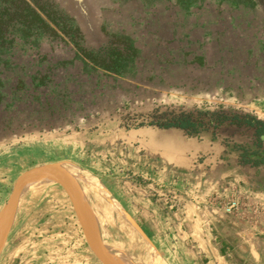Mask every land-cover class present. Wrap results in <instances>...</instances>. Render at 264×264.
I'll return each instance as SVG.
<instances>
[{
  "label": "rangeland",
  "instance_id": "374dc122",
  "mask_svg": "<svg viewBox=\"0 0 264 264\" xmlns=\"http://www.w3.org/2000/svg\"><path fill=\"white\" fill-rule=\"evenodd\" d=\"M32 1L52 6L73 33L18 52L24 82L35 69L49 76L45 85L22 84L13 103L7 97L0 101V209L24 171L71 165L106 191L111 223L65 171L89 242L111 264H248L243 259L250 249L259 251V264H264V244L257 242L264 240V204L243 191L256 185L236 180L223 185L227 195L209 194L192 173L193 167L206 171V163L193 157L192 170L185 171L171 155L147 149L132 129L157 111L171 109H222L264 120V2L232 7L205 0L183 9L176 0ZM119 40L135 49L122 73L83 68L74 58L79 49ZM228 154L225 158L234 162L235 153ZM153 157L161 163L153 165ZM163 161L179 163L170 166L166 183ZM157 172L161 175L151 186L148 177ZM130 178L127 195L154 193L151 235L126 209L122 202L127 199L113 193ZM231 201L235 205L225 210ZM179 214L184 219L175 221ZM129 226L138 235L133 244L127 239ZM0 240V264H102L52 178L21 188ZM221 245L223 258L216 252Z\"/></svg>",
  "mask_w": 264,
  "mask_h": 264
},
{
  "label": "trees",
  "instance_id": "16d2710c",
  "mask_svg": "<svg viewBox=\"0 0 264 264\" xmlns=\"http://www.w3.org/2000/svg\"><path fill=\"white\" fill-rule=\"evenodd\" d=\"M176 1L181 8L188 9L205 0ZM218 1L226 2L232 7H252L257 2ZM51 7L32 0H0V101L7 97L9 104L13 103L14 99L19 97V88L24 86L22 84H26L28 88L33 81H37L34 87L48 82L49 75L40 74L38 69L28 75V83L24 82L18 75L20 61H17V58L19 51L36 49L43 39L63 41L64 35L72 36L71 24L67 26ZM119 37L126 41L128 39L124 35ZM123 40L98 46L95 50L79 49L74 53V58L80 60L83 68H100L112 73H122L130 66L131 55L135 51L131 44L125 45L126 41L124 43ZM147 120H140L132 128L138 132V137L146 145L181 151L201 160L213 156L218 160H227L230 157L225 156L234 152L235 164L264 168V120L254 115L222 109H171L157 111ZM152 198L155 199L154 193ZM222 247L221 245L219 250L221 255Z\"/></svg>",
  "mask_w": 264,
  "mask_h": 264
},
{
  "label": "crops",
  "instance_id": "0c3cea01",
  "mask_svg": "<svg viewBox=\"0 0 264 264\" xmlns=\"http://www.w3.org/2000/svg\"><path fill=\"white\" fill-rule=\"evenodd\" d=\"M142 143L147 149L155 150L156 152H161L164 154L167 153L168 155H171V157L174 160H178V162H182V165L180 166H182L183 170L185 171L192 170L191 168V164L193 165L192 155L185 154L181 151L152 147V146L144 144V142ZM152 160H153L152 161L153 165L155 164V162L161 163L160 161L161 159H156V161L154 162V157H153ZM176 162L177 161L169 163L170 164L169 165L166 162L164 163L163 161V163L165 164V168L163 166L162 173L164 172L163 174L165 175V179H164L165 183L170 180L168 177L170 176V171L172 169L170 166L179 164L178 162L177 163ZM201 163H206L208 165L207 170L205 171L203 167H198V168L193 167L194 170L192 173L195 176H199V182L197 183V185L202 186V187L206 186L208 189L210 188L209 189L210 191H208L209 194L219 193L221 195H227L229 193V188L223 185L227 182L228 183L231 182V184H234V182L238 180L242 182L243 184L256 185V187L253 188V190L249 191V193L245 191L244 189L243 191L246 192L247 195L251 196V198H257L258 202H260L261 204H264V168L263 167L259 166L258 168H255V167H251L248 165L240 166V165L235 164V162H232V160H228V159L218 160L214 156L211 157L210 159H205V160L202 159ZM160 175L161 174L157 172L156 175L152 177L151 176L148 177L151 180L149 184L152 186L153 182L157 183L158 180L155 177H158ZM128 180L132 181L133 179L130 178V179L121 181V186L119 187L117 186V189H115L113 193L115 194L117 198H120V200L127 199L125 202H122L125 205L126 209L132 213V216L134 220L136 221V223L139 224L140 227L147 229L146 230L147 234L151 235V231L148 228H149V222L153 223V213L157 211V208H156L157 204L154 202L156 201V199L153 200V198L150 197L149 192H145V191H142V193L140 194L138 192L133 193L130 191L131 193L129 192L127 195V191H126L127 188L125 184L127 182L129 184V187L131 185V182H129ZM152 188L154 190L156 189L155 187H152ZM216 210H218V207L216 208ZM175 219H177L175 221H179V220H183L184 218L181 214H179V217L176 216ZM241 239H244V237L242 236ZM257 242H259V244H264L263 239H259ZM220 249L221 248L218 247L216 252L218 256L220 255V257L223 258L224 255L220 254V251H219ZM243 261L244 262L246 261L248 264H259L262 261V257L258 250L250 249L249 253L245 254Z\"/></svg>",
  "mask_w": 264,
  "mask_h": 264
},
{
  "label": "water",
  "instance_id": "95a60500",
  "mask_svg": "<svg viewBox=\"0 0 264 264\" xmlns=\"http://www.w3.org/2000/svg\"><path fill=\"white\" fill-rule=\"evenodd\" d=\"M53 168L56 169L60 174L59 173L56 174L53 171ZM42 172H47L49 174V176L54 181H56L62 187L64 192L66 193L70 203L73 206L74 214H75L78 222L81 224V227L83 230V235L87 241V244H88L89 248L92 250V252L94 253V255L97 257V259H99L101 261L102 264H111L109 262V260L104 255H99L98 252L93 248V246L89 242L87 234L84 230V228H85L84 227V220L82 217L79 202H78L74 192L72 191V189H70L69 186L67 185L65 178L63 179L62 176H65L67 178V174H66L65 170L59 164L55 163V164H49V165H44V166H40V167L30 168L18 176L14 185L12 186V189H11L6 201L4 202L3 206L0 209V226L3 227V225L6 224L7 220L9 219V217L13 211V207L15 205L17 196L21 190V186H22L23 182L28 177L35 175V174L42 173ZM0 244H1V240H0Z\"/></svg>",
  "mask_w": 264,
  "mask_h": 264
},
{
  "label": "bare ground",
  "instance_id": "6f19581e",
  "mask_svg": "<svg viewBox=\"0 0 264 264\" xmlns=\"http://www.w3.org/2000/svg\"><path fill=\"white\" fill-rule=\"evenodd\" d=\"M60 166L65 171H67L70 174V176H72V178H74L77 181H79L80 185H83V187L86 189V191L89 194H91V196L96 200V202L98 203L101 211L103 212V215H105V217L108 220V222L111 223L112 222V217L110 216V208H107L108 206H106L107 204L104 201V198H106L107 194H106V191L104 190V188L102 187V185L100 184V182L98 180H96L94 177H92V176H90V175H88L86 173L79 174L77 169L75 167L71 166V165H60ZM53 171L56 174H58V172H56V169L53 168ZM50 179H51V177L49 176V174L47 172H42V173H39V174H35V175H32V176L28 177L23 182L21 188H24V187L31 188V187H35V185L36 186L43 185L44 183H47L48 181H50ZM100 199H102L103 201L100 200ZM111 210L113 211V207H111ZM4 225H3V227L0 226V237L2 235ZM129 230H130V233H131L132 236L131 235L128 236L127 239H129L132 242V244H133V241H134L133 236L137 237L138 235H137V233L135 232V230L133 228H131ZM130 241H129V243H130ZM132 244H131V247H132ZM148 247L150 248L151 252L153 253L154 249L151 246H148Z\"/></svg>",
  "mask_w": 264,
  "mask_h": 264
},
{
  "label": "built area",
  "instance_id": "2783aa9c",
  "mask_svg": "<svg viewBox=\"0 0 264 264\" xmlns=\"http://www.w3.org/2000/svg\"><path fill=\"white\" fill-rule=\"evenodd\" d=\"M235 205V201H231L229 204H227L225 210H229L231 207Z\"/></svg>",
  "mask_w": 264,
  "mask_h": 264
}]
</instances>
